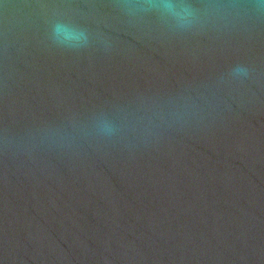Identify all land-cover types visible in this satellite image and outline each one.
<instances>
[{"label":"water","instance_id":"95a60500","mask_svg":"<svg viewBox=\"0 0 264 264\" xmlns=\"http://www.w3.org/2000/svg\"><path fill=\"white\" fill-rule=\"evenodd\" d=\"M175 3L0 0V264H264V0Z\"/></svg>","mask_w":264,"mask_h":264},{"label":"clouds","instance_id":"9594fccd","mask_svg":"<svg viewBox=\"0 0 264 264\" xmlns=\"http://www.w3.org/2000/svg\"><path fill=\"white\" fill-rule=\"evenodd\" d=\"M160 3H162L165 8L174 10L177 6L175 3V0H160ZM187 11V9H184ZM52 34L54 40H56L57 43H66L68 40L72 39H86V36L84 35L83 31H77L75 29L70 28L67 24L64 23H56L52 28ZM245 70L242 68H238L237 72H244Z\"/></svg>","mask_w":264,"mask_h":264}]
</instances>
